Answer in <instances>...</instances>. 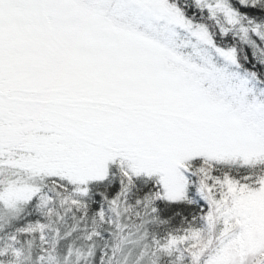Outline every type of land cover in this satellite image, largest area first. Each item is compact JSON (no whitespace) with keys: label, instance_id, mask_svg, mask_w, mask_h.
Returning a JSON list of instances; mask_svg holds the SVG:
<instances>
[{"label":"snow or ice","instance_id":"1","mask_svg":"<svg viewBox=\"0 0 264 264\" xmlns=\"http://www.w3.org/2000/svg\"><path fill=\"white\" fill-rule=\"evenodd\" d=\"M0 264H264V0H0Z\"/></svg>","mask_w":264,"mask_h":264}]
</instances>
